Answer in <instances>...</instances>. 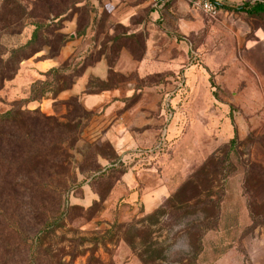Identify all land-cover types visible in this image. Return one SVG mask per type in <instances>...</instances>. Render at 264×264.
Wrapping results in <instances>:
<instances>
[{
	"label": "rangeland",
	"instance_id": "374dc122",
	"mask_svg": "<svg viewBox=\"0 0 264 264\" xmlns=\"http://www.w3.org/2000/svg\"><path fill=\"white\" fill-rule=\"evenodd\" d=\"M62 1L0 0V42L10 49L26 43L31 22L47 19L43 6L56 13ZM172 1L193 7L160 4ZM150 9L149 0L78 3L47 32L53 48L43 45L3 82L0 114L13 108L19 123L4 130L16 139L0 145V164L11 166L0 179V264H264V12L211 17L199 9L209 23L187 43L170 39L172 54L151 72L152 63L139 70L138 61L164 56L151 53ZM122 51L136 60V68L121 66L127 73L117 64ZM103 55L108 80L91 77L89 89L136 82L125 107L159 97L150 111L158 118L155 145L117 152L100 136L104 129L87 130L102 110H88L76 96L54 100L60 92L47 89L26 103L31 84L51 78L36 69L38 60L67 62L75 81ZM192 68L197 82H188ZM159 188L167 197L146 211L141 198Z\"/></svg>",
	"mask_w": 264,
	"mask_h": 264
},
{
	"label": "crops",
	"instance_id": "0c3cea01",
	"mask_svg": "<svg viewBox=\"0 0 264 264\" xmlns=\"http://www.w3.org/2000/svg\"><path fill=\"white\" fill-rule=\"evenodd\" d=\"M220 6L221 10L230 13L232 9L229 7H237L244 3H249V12L244 11V13H250L256 11L258 13L264 12V0H215ZM178 11V13L175 11ZM199 9L195 7H189L185 2H167L165 4H159L157 7L150 9L151 21L148 24L149 39L153 40V46L151 53L153 55L162 54L164 57H160L161 61L156 58H149L144 56L142 60L138 61V69L145 70V66L148 64L149 67L152 63L151 72H156L157 63L166 61L168 57L172 54L170 47H166L167 44L170 45V39L175 42L179 38H182L181 43H187L184 41L189 35L198 33L207 22L202 16H200ZM177 13L173 15L174 13ZM202 12V11H201ZM167 19V23L164 27L160 28L156 25L157 20ZM157 37L164 40V44H160L157 41ZM184 39V40H183ZM168 41V42H167ZM180 48H186L181 44ZM70 51H62L58 62L66 59L69 56ZM55 62L50 60H38L34 63L36 69L40 72H45L48 69L55 67ZM57 63V62H56ZM120 65V72L127 73L122 70L121 66L129 64L132 68H136V60L132 58L126 51H122L119 61L117 63ZM112 67L108 63V59L103 55L100 59L86 66L84 72L76 77L74 83L70 88L64 89L60 92L58 97L54 100H63L76 96L83 99V103L88 110L96 111V109H101L100 117L95 118L92 124L87 130L94 132L97 129H104L101 131V137L110 142L114 149L119 153L130 152L135 150H140L144 146H152L156 144L157 140V121L158 118L152 115L151 112L156 110L157 103L160 98L156 95L147 96L148 101L139 100L131 106L125 107V98H129L132 92L136 89V82H116L110 87L102 88L97 91L89 90V82L91 77H98L102 80H108L109 70ZM117 70V69H116ZM119 70V68H118ZM188 82H197L198 71L194 68L189 70ZM151 89L145 86V90ZM33 102V101H32ZM31 102V103H32ZM147 103V104H145ZM43 109L49 110L48 102L41 103ZM151 111V112H150ZM174 130L169 131L166 129L165 134L173 133ZM167 190L165 188H159L157 191L144 195L141 201L144 204L146 211H153L162 201V199L167 197ZM131 201L137 199L136 193L131 195Z\"/></svg>",
	"mask_w": 264,
	"mask_h": 264
},
{
	"label": "trees",
	"instance_id": "16d2710c",
	"mask_svg": "<svg viewBox=\"0 0 264 264\" xmlns=\"http://www.w3.org/2000/svg\"><path fill=\"white\" fill-rule=\"evenodd\" d=\"M84 1L88 2V0H68L65 4L63 1L59 2L55 5L54 8L57 10L56 13L52 11V7H50V5H48L47 3L43 6L44 8L47 9L42 8V13L47 15V19H45L44 21L31 22V24L34 26V30L30 39L26 43L10 49L0 42V88L3 86L4 81L14 79L21 69V63L25 60L30 59L36 53L41 51L43 45H48L51 48H53L52 40L49 38L47 32L53 33L54 31H56V29H59L60 26L59 24H55L56 27L52 28V24L55 23L57 19L60 20L62 15L68 14L71 10H73L78 3ZM248 6L249 3H244L237 7H229L228 9L249 12L250 10L248 9ZM83 9L86 10V5H84ZM60 39L61 40L59 44L56 46L57 49H59L60 46L64 44L65 42L64 35H60ZM56 53L57 51L54 54ZM68 68L69 66H67V62H66L59 67H52L45 72H40L41 75L51 76V78L49 80H42V79L35 80L31 84L30 96L25 99L26 103L32 101H40L44 97V93L47 91V89H50V91L54 92V94L56 95L62 90L70 88L74 83V81L69 75L66 74ZM81 74H82L81 72H78L75 74V76L78 77ZM61 79H63L64 82H61ZM89 90L95 91L94 89H89ZM26 111H27L26 113H31L30 110H26ZM15 112L16 111H14L13 108H11L6 112L0 114V145L9 144L10 142L13 141V139H16V138H11L13 137V135L11 134H8V137H5V133H4V130L7 127H10V124L13 126H17V124L19 123V118L15 116ZM32 113H35L36 117L40 116V114L36 110H33ZM42 118L47 119L45 116H41V119ZM59 125H60V129L70 127L69 123L59 124ZM77 129L78 128L75 125H73L72 129L69 130L71 138H74V135L77 134ZM17 130H19L22 133L23 127H21V125H18ZM10 169H11L10 164H7L6 166V163L4 164L1 162L0 179L1 177L2 178L6 177L9 174Z\"/></svg>",
	"mask_w": 264,
	"mask_h": 264
},
{
	"label": "built area",
	"instance_id": "2783aa9c",
	"mask_svg": "<svg viewBox=\"0 0 264 264\" xmlns=\"http://www.w3.org/2000/svg\"><path fill=\"white\" fill-rule=\"evenodd\" d=\"M153 7H157L164 0H149ZM193 7L202 10L211 17H215L221 10V6L215 0H186Z\"/></svg>",
	"mask_w": 264,
	"mask_h": 264
}]
</instances>
